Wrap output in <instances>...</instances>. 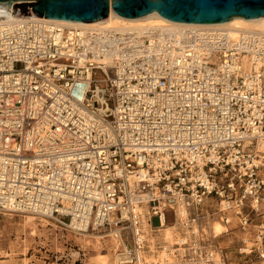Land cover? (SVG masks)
<instances>
[{
	"label": "built area",
	"instance_id": "obj_1",
	"mask_svg": "<svg viewBox=\"0 0 264 264\" xmlns=\"http://www.w3.org/2000/svg\"><path fill=\"white\" fill-rule=\"evenodd\" d=\"M0 211L117 232L115 264H147L144 218L188 230L168 264H222L220 222L264 264V33L0 17Z\"/></svg>",
	"mask_w": 264,
	"mask_h": 264
},
{
	"label": "water",
	"instance_id": "obj_2",
	"mask_svg": "<svg viewBox=\"0 0 264 264\" xmlns=\"http://www.w3.org/2000/svg\"><path fill=\"white\" fill-rule=\"evenodd\" d=\"M0 11L77 24L103 21L113 12L126 21L155 14L172 23L219 25L263 19L264 0H0Z\"/></svg>",
	"mask_w": 264,
	"mask_h": 264
},
{
	"label": "bare ground",
	"instance_id": "obj_3",
	"mask_svg": "<svg viewBox=\"0 0 264 264\" xmlns=\"http://www.w3.org/2000/svg\"><path fill=\"white\" fill-rule=\"evenodd\" d=\"M0 17H6L8 19H15L17 16H14L12 13L7 11H0ZM44 20L52 21L58 24H62L68 27H79L83 29H91V28H130V27H155V28H167V29H178L182 27H215V28H223L229 31L230 36L232 38H237L242 32H260L264 33V18L255 20V21H247L242 18L232 19L230 22L219 25H192V24H178L166 21L159 16L152 14L145 18L134 20V21H126L116 17L113 12H111L110 16L103 21L89 23V24H77V23H69L63 21H55L49 20L46 18H41ZM247 58H243L245 60ZM246 68V70H248ZM38 218V217H37ZM36 217H26V224L30 228L31 237H37V219ZM42 222L46 223V226H54L57 231L59 229L58 225H52L46 219H41ZM144 230L146 232V239L151 249V253L146 255V263L147 264H168V260L171 259L170 253H175L176 244L184 243V240L181 238L183 232H187L180 221L177 223H173L168 225L165 223L163 228L159 230L160 235L155 236L152 232L151 226L147 223V220L144 218ZM226 232H230V229L225 227L220 222H213L210 225V234L214 236V238L222 237ZM77 235L79 237H77ZM74 239L78 246H81V250L85 252V257L83 263L84 264H115L116 263V253L120 250L122 246V240L120 239L119 234L117 232L108 233L107 235L101 234H77ZM104 239L107 241L104 242ZM160 242L163 245V250L159 252L158 255L153 254L155 252V247ZM251 245V244H250ZM179 253L182 255L184 250L180 248ZM249 251V248L247 249ZM106 252V254H104ZM171 254V255H172ZM77 257V253L74 254ZM177 258V255L174 256ZM212 261L216 263L221 262V253L220 251H214ZM204 264V260H202Z\"/></svg>",
	"mask_w": 264,
	"mask_h": 264
},
{
	"label": "rangeland",
	"instance_id": "obj_4",
	"mask_svg": "<svg viewBox=\"0 0 264 264\" xmlns=\"http://www.w3.org/2000/svg\"><path fill=\"white\" fill-rule=\"evenodd\" d=\"M242 65L246 70L250 66V57L243 60ZM29 216L36 217L30 214L0 211V264H75L74 254L81 249L74 239L77 234L46 219L50 224L59 226L55 231L56 227L46 226V223L42 222L41 219L45 218L36 217L37 237L32 238L30 228L26 224V217ZM169 217V222L174 221L172 216ZM229 229V234L212 241L217 251L221 253L222 264H247L250 262L249 258L239 254L240 249H243L240 230ZM105 241L107 240L104 239ZM256 243L254 238H250L246 242V248L251 250L257 245ZM84 259L86 257L83 256L82 260ZM178 259V264H188L183 254H179Z\"/></svg>",
	"mask_w": 264,
	"mask_h": 264
}]
</instances>
